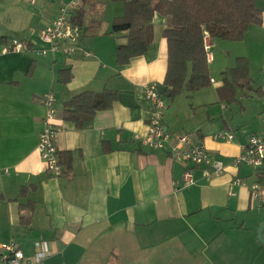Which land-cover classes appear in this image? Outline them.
Masks as SVG:
<instances>
[{
  "label": "crops",
  "instance_id": "crops-1",
  "mask_svg": "<svg viewBox=\"0 0 264 264\" xmlns=\"http://www.w3.org/2000/svg\"><path fill=\"white\" fill-rule=\"evenodd\" d=\"M72 1L0 0V245L15 243L25 256L44 252L42 264H236L245 249L231 205L245 214L248 187L258 178L248 166L232 164L250 136L264 135V2L261 23L243 41L211 39V51L219 50L209 53L211 86L187 94V105L181 97L188 92L166 101L170 133L192 135L228 166L213 178L194 168V184L185 187L184 167L168 150H149L136 139L148 133L152 108L142 88L165 80L168 18L156 13L147 52L119 66L116 50L127 44V33H112V25L124 15V0H85L74 13L83 32L76 54L40 55L48 47L41 32ZM14 40L28 50L6 53ZM240 57L260 93L249 91L243 103L237 90L230 103L219 94L222 74ZM63 70L70 75L66 84ZM105 90L118 99L90 125L78 129L63 120L65 102ZM48 95L56 99L61 128L55 143L67 171L60 177L49 174L38 150ZM220 132L233 142L214 140ZM236 178L247 186L232 187ZM257 247L253 240L249 252Z\"/></svg>",
  "mask_w": 264,
  "mask_h": 264
},
{
  "label": "trees",
  "instance_id": "trees-1",
  "mask_svg": "<svg viewBox=\"0 0 264 264\" xmlns=\"http://www.w3.org/2000/svg\"><path fill=\"white\" fill-rule=\"evenodd\" d=\"M117 1V0H115ZM122 1V0H121ZM264 0H124L122 17L116 18L112 33H127V44L119 45L116 61L119 66L144 55L154 41L153 18L160 13L168 18L163 38L167 43L168 64L162 86L167 88L172 103L185 92L195 93L211 86L205 33L212 40L240 42L253 25L261 23ZM78 15L73 20L81 26ZM248 60L240 57L235 66L222 74L224 86L219 94L236 102L237 90L260 93L249 76ZM61 71L60 81L70 80ZM158 86V85H157ZM118 99L115 91H84L62 106L63 120L78 129L90 125L100 111L110 110ZM58 111V108H57ZM59 162L64 165L61 154ZM62 165V166H63ZM67 170H64L66 173ZM23 210V207H21ZM22 222H26L22 217Z\"/></svg>",
  "mask_w": 264,
  "mask_h": 264
},
{
  "label": "built area",
  "instance_id": "built-area-1",
  "mask_svg": "<svg viewBox=\"0 0 264 264\" xmlns=\"http://www.w3.org/2000/svg\"><path fill=\"white\" fill-rule=\"evenodd\" d=\"M35 6L39 0H28ZM85 0H74L64 5L56 19L47 25L41 32L40 38L47 48L39 50V54H61L64 57H72L79 50L82 40V27L74 22V13L80 10ZM212 44L209 34L205 33V50L208 58ZM28 50L24 41L14 40L11 46L5 48V52L22 53ZM89 54L85 52V56ZM142 95L151 103V115L149 129L146 136H137L142 145L149 150H168L170 156L184 167V186L194 184V168L202 170L207 178L224 175L228 166L212 155L207 148L194 142L193 136L189 134L174 135L170 133L165 124L167 102L159 93L156 84H148L142 88ZM47 116L44 120V128L40 133L38 150L47 171L54 177L64 174V167L59 162V150L56 146V138L61 128L57 125V105L53 95H48L45 101ZM214 140H223L232 143L234 136L230 133H217ZM248 166L256 171L258 180L250 185L251 200L258 206L264 207V135H252L247 144L241 147V153L234 160L232 166L239 169ZM247 184L240 178L232 182V187H246ZM234 196L235 192H231ZM47 254L38 250L34 256H25L17 244L9 243L0 245V264H42Z\"/></svg>",
  "mask_w": 264,
  "mask_h": 264
},
{
  "label": "rangeland",
  "instance_id": "rangeland-1",
  "mask_svg": "<svg viewBox=\"0 0 264 264\" xmlns=\"http://www.w3.org/2000/svg\"><path fill=\"white\" fill-rule=\"evenodd\" d=\"M211 52L214 54V56L219 55V50H217V49H213ZM187 94L188 95L191 94V96H194L193 95L194 93L188 92L184 95L185 97H181V98H183V99H181L182 100L181 102H183L182 103L183 105L188 104V102H185V98H186ZM251 96H252V93L247 92V91H243L240 94V97L243 100V103L248 102L249 98ZM190 101H192V100H190ZM262 116L264 117V115H262ZM240 120H241V118L238 119V122ZM231 206L236 209L237 228H238L237 229V231H238V239L237 240L239 243L243 244L244 249H245V253H243L239 250L236 264H264V243H261L258 239V232H259L260 226L264 223V207H258L251 200L250 209L245 211V214H241V213H239V210L237 209L235 203L232 204ZM242 225L245 226V231L240 230V229H242L240 227ZM253 240H256L258 247L253 249L252 252H249L250 244L253 242ZM260 246H261V248H260ZM253 261H255V262L253 263Z\"/></svg>",
  "mask_w": 264,
  "mask_h": 264
},
{
  "label": "water",
  "instance_id": "water-1",
  "mask_svg": "<svg viewBox=\"0 0 264 264\" xmlns=\"http://www.w3.org/2000/svg\"><path fill=\"white\" fill-rule=\"evenodd\" d=\"M159 93L163 96H165L167 99L170 98V94L167 93V88L160 85L158 86ZM258 239L261 243H264V223L260 226L259 232H258Z\"/></svg>",
  "mask_w": 264,
  "mask_h": 264
}]
</instances>
